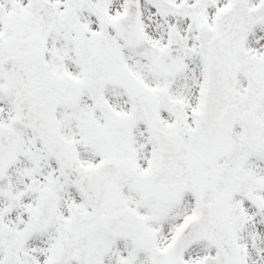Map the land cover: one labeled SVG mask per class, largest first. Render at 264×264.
Here are the masks:
<instances>
[{
    "label": "snow or ice",
    "instance_id": "6c2138e0",
    "mask_svg": "<svg viewBox=\"0 0 264 264\" xmlns=\"http://www.w3.org/2000/svg\"><path fill=\"white\" fill-rule=\"evenodd\" d=\"M0 264H264V0H0Z\"/></svg>",
    "mask_w": 264,
    "mask_h": 264
}]
</instances>
